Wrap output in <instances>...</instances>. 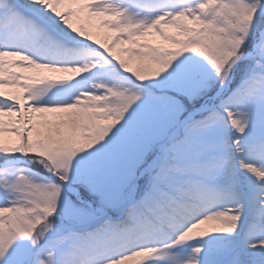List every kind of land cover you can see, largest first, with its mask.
Segmentation results:
<instances>
[{"label":"rangeland","instance_id":"obj_1","mask_svg":"<svg viewBox=\"0 0 264 264\" xmlns=\"http://www.w3.org/2000/svg\"><path fill=\"white\" fill-rule=\"evenodd\" d=\"M25 1L45 22L0 35L25 46L0 44V161L22 160L0 168V264H264V179L239 168L264 170V39L223 89L264 0Z\"/></svg>","mask_w":264,"mask_h":264},{"label":"bare ground","instance_id":"obj_2","mask_svg":"<svg viewBox=\"0 0 264 264\" xmlns=\"http://www.w3.org/2000/svg\"><path fill=\"white\" fill-rule=\"evenodd\" d=\"M17 1L18 0H0V13L1 14L3 13V15L0 14V34H2L4 32H6V31H9L10 30V34L12 36H15L18 33L19 28L22 25H26L27 24V21H29L28 20L29 19L28 16H26L25 13L20 8L17 7V5L15 3ZM19 1H22V3H24L27 7H29L27 1H25V0H19ZM13 16H15V19L13 18ZM12 25H14V26H12ZM40 41H42V42H40ZM3 43H4V47L6 48V50L7 49L16 50V49H18L20 47V45H16L12 41H10V40H7L6 42H3ZM36 44L39 47L40 46L42 47V46H44L46 44H49V45H51V47L53 48V50L57 48V47H55V45H52L53 43H50L48 40H45V39L38 40ZM75 50L73 49L72 52L73 53L76 52ZM61 52H63L64 55H67L69 53V51L68 50H65V49H63V51H61ZM71 63H72V61H71ZM232 68L233 67L231 66L230 69H229V71L227 72V74L225 76V79L223 81V89H226L229 86V84H230L229 76H230V71L232 70ZM207 109L209 110L210 108L205 107V110L206 111H207ZM194 116H195V114H193V113L190 114V118H189L188 121H190ZM177 134H178V131L177 130L172 133V138H170L171 141L173 139H175V137L177 136ZM157 160H158V158L153 159V160H150L149 162H147L140 169L139 173H140L141 177L150 176V175H152L154 173V171L156 170L155 163L157 162ZM239 168L243 172H247L249 170L257 171L259 177L264 179V170H262L260 168H256V167H254V166H252L250 164L244 163V162H241L239 164ZM69 191H70V193H72V191H73V193L75 192L74 190H71V189H69ZM136 191H137V186H136V184H134L126 192V195H125L126 200L127 201H131L135 197ZM75 194H76V196L78 198L79 196L77 195V192H75L74 195ZM196 200L197 199L195 198V196H191L190 199H187L186 202H185L186 203V206L183 207V211H187V210H192L193 211V210H195L196 209V203H197ZM177 209L179 211H182V208H180V207H178ZM201 226L203 228H208V229H214V228H216V224L215 223H212V222H202L201 223Z\"/></svg>","mask_w":264,"mask_h":264},{"label":"water","instance_id":"obj_3","mask_svg":"<svg viewBox=\"0 0 264 264\" xmlns=\"http://www.w3.org/2000/svg\"><path fill=\"white\" fill-rule=\"evenodd\" d=\"M262 38L263 37H261L260 39H259V41L255 44V47H254V49L253 50H251L250 52H246V53H244V54H241V55H238V56H236L235 58H234V60L231 62V66L234 68L235 67V65L238 63V62H240L241 60H242V58H244L245 56H249V55H251L252 53L254 54V52L255 51H257V49L259 48V46H260V42H261V40H262ZM230 66V67H231ZM232 68V69H233ZM197 111H196V109L195 110H193V111H191L188 115H187V117L185 118V119H183L182 121H181V123L179 124V128L189 119V115L190 114H195ZM179 128H178V130H179ZM170 138H171V135L168 137V139L167 140H165L159 147H158V157H160V151L167 145V143H168V141L170 140ZM40 164V163H39ZM41 165V164H40ZM141 177V175L139 174L138 175V178H140ZM51 178L53 179V176L51 175ZM130 204V202H128L127 203V205H129Z\"/></svg>","mask_w":264,"mask_h":264},{"label":"snow or ice","instance_id":"obj_4","mask_svg":"<svg viewBox=\"0 0 264 264\" xmlns=\"http://www.w3.org/2000/svg\"><path fill=\"white\" fill-rule=\"evenodd\" d=\"M231 231V229H229ZM18 246L14 247L11 253L8 256H5L4 261L2 264H23L22 261L15 259L14 257L17 254Z\"/></svg>","mask_w":264,"mask_h":264}]
</instances>
